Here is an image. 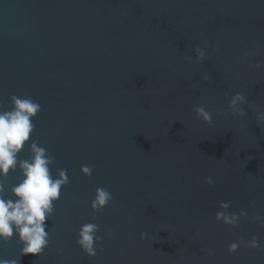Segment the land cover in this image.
<instances>
[{
	"label": "water",
	"instance_id": "obj_1",
	"mask_svg": "<svg viewBox=\"0 0 264 264\" xmlns=\"http://www.w3.org/2000/svg\"><path fill=\"white\" fill-rule=\"evenodd\" d=\"M197 47L208 48L202 63ZM245 52L255 54L242 61ZM256 62L264 65V0H0V103L8 109L12 94L40 103L31 139L54 155L53 174L67 169L69 178L46 220L44 251L20 256L15 239L0 241V258L264 264V227L252 219L264 215V124L255 120L264 67H250ZM236 92L247 116L227 111ZM200 104L211 124L193 111ZM19 176L10 171L6 184ZM97 187L113 196L102 213L90 207ZM222 201L247 218L217 222ZM87 222L104 237L94 257L75 242ZM252 236L259 249L228 251Z\"/></svg>",
	"mask_w": 264,
	"mask_h": 264
},
{
	"label": "clouds",
	"instance_id": "obj_2",
	"mask_svg": "<svg viewBox=\"0 0 264 264\" xmlns=\"http://www.w3.org/2000/svg\"><path fill=\"white\" fill-rule=\"evenodd\" d=\"M195 61L202 63L207 59L208 48L197 47ZM218 51V49H213ZM255 52H245L241 60H245ZM188 63L193 62V57H185ZM255 70H260L264 65L256 62L250 65ZM207 80V77H205ZM195 87V85H194ZM10 107L5 109L0 103V241L9 242L13 239L20 245V256L39 255L49 245L50 232L46 220H50L55 208V202L61 197L62 186L69 183L67 169H58L53 174L51 165L55 161L54 155L31 139V133L35 129L34 117L41 111L42 106L30 95H15L9 97ZM246 96L241 92L234 93L228 102L227 111L232 116H247L244 105ZM199 119L211 124L212 112L204 105H196L193 108ZM255 120L258 125L264 124V109L259 106L255 111ZM27 148L28 158H21L20 153ZM19 169L20 176L15 184L8 185L6 180L10 171ZM91 165H82L81 172L86 176L92 175ZM205 183L214 186L211 177L205 178ZM113 200L112 194L103 187H97L94 197L90 201L93 212H103ZM254 203V202H253ZM230 201H222L215 219L231 227L238 226L241 217L247 218V213L241 210L238 214L230 212ZM95 219V216L93 217ZM264 227V215L257 214L253 218ZM100 228L94 222H87L80 226L76 244L88 256L94 257L103 252V236L97 235ZM109 239L113 235L111 228L106 230ZM147 233H141V239H146ZM240 247L248 250L261 247L259 238L252 236L250 240L240 238L228 246L230 253L236 252ZM57 255L63 254V249L56 250ZM208 255H214L212 250ZM0 264H19V259L0 258Z\"/></svg>",
	"mask_w": 264,
	"mask_h": 264
}]
</instances>
